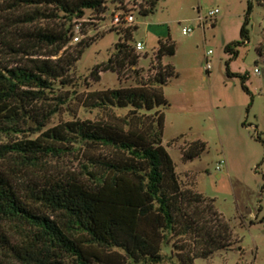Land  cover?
Listing matches in <instances>:
<instances>
[{
	"label": "trees",
	"instance_id": "16d2710c",
	"mask_svg": "<svg viewBox=\"0 0 264 264\" xmlns=\"http://www.w3.org/2000/svg\"><path fill=\"white\" fill-rule=\"evenodd\" d=\"M157 1L135 6L140 14L148 15ZM24 2L35 6L54 3L62 24L55 31L37 35L38 40L55 47L47 59L38 52H26L36 58H29L28 63H0V139L7 138L0 144V163L12 166L8 170L0 168V264H194L197 258H209L229 249L237 241L229 223L213 199L182 188L176 164L163 145L164 108L168 106L164 86L178 77L172 64L163 63L164 57L177 51L170 36L159 40L152 78H140L134 87L86 95L84 103L106 111L107 120L62 122L36 139L18 140L17 136L35 125L41 131L57 113V108H49L45 114L37 104L44 103L48 93L55 91L54 82L67 75L68 68L61 61L76 27L83 31L81 26L85 24L79 21L87 11L96 19H103L101 16L109 11L107 0ZM111 2L127 11V0ZM258 3L264 7V0ZM252 7L249 0L241 40L225 47L230 55L238 56L237 48L249 41ZM36 16L53 17L37 9L23 21L32 22ZM122 25L110 30L117 31L120 38L101 68L118 74L129 69L138 79L141 55L134 41L138 26ZM100 37L82 41L70 65ZM258 52L264 54V38ZM97 72L100 67L92 76ZM247 77L240 76L243 88L249 92ZM115 109L127 113L118 116L112 111ZM205 148L203 141L191 142L183 159L192 161ZM76 152L90 153L83 164L90 177L88 182L73 176L49 175L31 180L24 194L19 190L15 179L18 173L44 170L54 159ZM169 246L167 261L163 250Z\"/></svg>",
	"mask_w": 264,
	"mask_h": 264
},
{
	"label": "rangeland",
	"instance_id": "374dc122",
	"mask_svg": "<svg viewBox=\"0 0 264 264\" xmlns=\"http://www.w3.org/2000/svg\"><path fill=\"white\" fill-rule=\"evenodd\" d=\"M147 1L127 0V11H123L107 0L109 11L101 16L103 19H96L87 11L86 17L79 21L85 24L81 26L83 31L75 30L66 47L67 55L61 61L68 68L67 75L54 82L55 91L48 93L44 103L37 104L38 110L45 114L49 108H57V113L41 131L35 125L17 138L36 139L44 130L62 122L107 120L106 111L84 103L86 95L134 87L140 78L144 81L152 78L159 40L170 36L177 51L164 57L163 63L172 64L178 77L164 86L168 106L164 108L163 145L176 164L182 188L213 199L237 240L229 249L209 258H197L194 264H264V54L258 52L264 38V7L258 0H251L249 41L239 46L238 56H234L225 47L241 40L249 0H158L152 13L142 15L135 4ZM37 9L53 17L36 16L32 22L23 21ZM216 9L219 13L214 18L200 20ZM113 13L135 16L133 24L138 29L134 41L144 44V49L138 52L141 55L138 79L129 69L118 74L101 68L113 55L120 38L117 31H110ZM60 16L54 3L35 6L24 0H0V41L4 42L0 44V63H28L29 58H36L26 52H38L47 59L55 47L41 42L37 35L59 29ZM184 28L193 32L184 34ZM76 36L78 41L74 40ZM97 36L101 37L85 48L80 60L70 65L76 47ZM97 67L100 72L94 77L92 73ZM242 75L248 76L245 84L249 92L243 88ZM112 111L118 116L127 113V110ZM6 141L7 138H1L0 144ZM194 141L205 142L206 148L199 157L187 162L183 152ZM89 155L76 152L54 159L44 170L22 171L15 177L19 190L24 194L31 180L49 175L73 176L88 182L90 177L83 164ZM10 167V163H0V168ZM170 251V246L163 250L167 261Z\"/></svg>",
	"mask_w": 264,
	"mask_h": 264
},
{
	"label": "built area",
	"instance_id": "2783aa9c",
	"mask_svg": "<svg viewBox=\"0 0 264 264\" xmlns=\"http://www.w3.org/2000/svg\"><path fill=\"white\" fill-rule=\"evenodd\" d=\"M218 13H219V10L218 9L212 10V11L209 12L207 18H201L200 20L203 22L205 19H208V18L212 19ZM123 22H125L127 24H133L135 22V16L132 15V14L126 15V16H123L122 14H115L113 16V18H112L111 24L113 26H118V25L122 24ZM76 30H80V27L79 26L76 27ZM192 32H193V29H191V28H184L183 29V33L184 34H190ZM74 40L78 41L79 40V37L76 36L74 38ZM135 47H136L137 52H140V51H142L144 49V44L142 42H137L136 45H135ZM209 54H211V51L209 52ZM206 67H207V70H209V68H210L209 63H207ZM256 72L259 73L258 69H256ZM223 163H224V161H222L220 164L217 165V169L218 170H220V165L223 164Z\"/></svg>",
	"mask_w": 264,
	"mask_h": 264
}]
</instances>
